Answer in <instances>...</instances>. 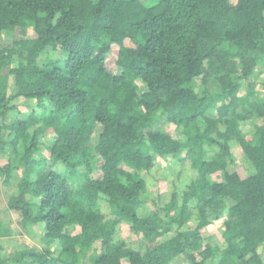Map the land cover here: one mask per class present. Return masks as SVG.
<instances>
[{
    "label": "trees",
    "instance_id": "trees-1",
    "mask_svg": "<svg viewBox=\"0 0 264 264\" xmlns=\"http://www.w3.org/2000/svg\"><path fill=\"white\" fill-rule=\"evenodd\" d=\"M260 63L264 0H0V179L45 243L7 254L0 222V264H264ZM20 98L35 108L6 123ZM160 118L176 131L155 130ZM234 145L254 168L246 178L228 171ZM159 157L194 175L142 213ZM223 215L222 243L206 242Z\"/></svg>",
    "mask_w": 264,
    "mask_h": 264
},
{
    "label": "rangeland",
    "instance_id": "rangeland-1",
    "mask_svg": "<svg viewBox=\"0 0 264 264\" xmlns=\"http://www.w3.org/2000/svg\"><path fill=\"white\" fill-rule=\"evenodd\" d=\"M146 4L152 5L157 0H143ZM29 35L31 34V31L28 30ZM16 33L13 35L7 34L4 36V44L10 43L12 39L15 37ZM127 45H131V43L127 40ZM118 47L114 46L112 48V51L110 52L108 59H107V66L109 70L113 71L114 73L118 74L120 72V69L116 66L115 60L117 55ZM61 53H50L46 56H43L44 58L52 57V56H59ZM262 66L264 70V65L260 63V67ZM261 68V72H262ZM259 71V69H257ZM259 81L256 89L260 92H263L262 85L260 83V80L264 79V75L259 76ZM213 83V82H211ZM211 91H216V87L213 84ZM196 91L201 90L200 85L195 86ZM243 92V91H242ZM241 92V93H242ZM260 98H264V92L261 93ZM16 108L14 111L7 114V116L4 118L6 123H9L15 119H22L25 118V116L28 115V113L35 108V102L33 101H26L23 98H20L16 103ZM155 130L158 129H164L168 132H175V126L168 123L165 118H160L158 122L154 126ZM6 137V136H5ZM53 138V134H48L46 136H43L41 138L42 143V150L43 153L48 157L49 152L46 150L47 146L51 144V140ZM233 152V158L229 163L228 171L229 172H237L241 178H246L249 175L253 174L254 168L253 166L247 161V159L244 157L243 152L241 151V148L239 145H234L232 148ZM7 154L4 151L0 152V164L6 163L7 160ZM193 172L191 171L189 162L185 165L180 164L179 160L172 159V158H166L161 159L160 157L157 159V164L152 169L151 172L144 174V177L146 179L147 185H148V194L150 199L148 202L142 207V213L148 212L150 209H155L157 206L153 203V199H157V195H160L162 197V200H167L170 196V192L173 190V188L176 186L178 191H182L186 185L190 182L191 178L193 177ZM222 174L220 172L213 174L212 179L216 181L222 180ZM11 191L10 188H6L3 186L2 180L0 179V222H3V224L6 227H9L13 235L11 237L3 238L2 244L5 252L7 254H11L14 250L18 251L23 246H35L37 248H43L45 243L42 239L43 234L38 235H30L28 232L24 230L22 225L20 224V215L19 213H16L14 211H11L7 207V198L9 195V192ZM101 206L103 211H107L106 203L103 201L101 202ZM225 220V215H223L220 220H216L213 224H210L209 226L202 229V234L206 238V242H209L211 244H218L222 243V237H221V228L223 226V222ZM80 230L79 227H75L73 229V233H78ZM120 233L123 237L128 238L132 241V243L137 245L141 241V237L137 236L135 234H131L129 231L128 226L123 225L120 228ZM142 243V242H141ZM260 252L263 256L264 260V244L260 247ZM170 264H189V262L183 258L178 257L175 260H173ZM207 264H217L214 260H208Z\"/></svg>",
    "mask_w": 264,
    "mask_h": 264
}]
</instances>
